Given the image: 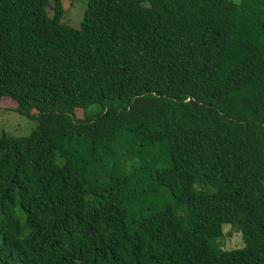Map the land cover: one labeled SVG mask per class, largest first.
<instances>
[{"label": "trees", "instance_id": "16d2710c", "mask_svg": "<svg viewBox=\"0 0 264 264\" xmlns=\"http://www.w3.org/2000/svg\"><path fill=\"white\" fill-rule=\"evenodd\" d=\"M61 14L0 0V103L36 123L0 134V264H264V0Z\"/></svg>", "mask_w": 264, "mask_h": 264}, {"label": "rangeland", "instance_id": "374dc122", "mask_svg": "<svg viewBox=\"0 0 264 264\" xmlns=\"http://www.w3.org/2000/svg\"><path fill=\"white\" fill-rule=\"evenodd\" d=\"M87 0H60L62 14L60 24L78 30L82 15L86 7ZM51 4L47 7L50 14ZM0 134L10 137L23 138L30 135L35 129L36 123L32 119H27L11 109H8L7 102L0 103ZM97 107H91L87 113L97 112ZM222 237L219 241L220 248L224 251L234 250L241 247V239L238 232L229 228L228 225L221 227Z\"/></svg>", "mask_w": 264, "mask_h": 264}]
</instances>
